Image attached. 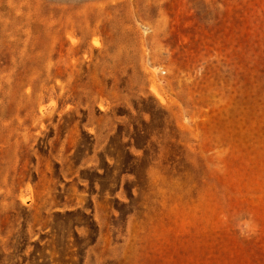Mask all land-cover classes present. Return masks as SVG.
<instances>
[{"label": "rangeland", "instance_id": "374dc122", "mask_svg": "<svg viewBox=\"0 0 264 264\" xmlns=\"http://www.w3.org/2000/svg\"><path fill=\"white\" fill-rule=\"evenodd\" d=\"M0 264H264V0H0Z\"/></svg>", "mask_w": 264, "mask_h": 264}]
</instances>
